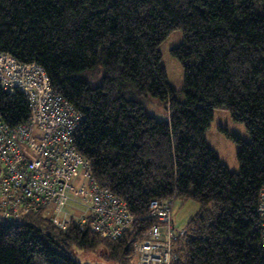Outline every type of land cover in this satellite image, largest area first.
Wrapping results in <instances>:
<instances>
[{
    "label": "trees",
    "instance_id": "16d2710c",
    "mask_svg": "<svg viewBox=\"0 0 264 264\" xmlns=\"http://www.w3.org/2000/svg\"><path fill=\"white\" fill-rule=\"evenodd\" d=\"M174 30L183 102L158 51ZM0 53L40 66L82 116L74 148L133 218L109 240L74 223L62 230L44 213L0 216V264H78L73 247L96 252L91 264H135L133 245L155 223L149 202L178 197L199 210L172 243V264H264V0H0ZM149 99L165 121L146 112ZM216 109L250 136L234 137L237 173L205 143ZM28 120L26 97L0 87V121Z\"/></svg>",
    "mask_w": 264,
    "mask_h": 264
},
{
    "label": "built area",
    "instance_id": "2783aa9c",
    "mask_svg": "<svg viewBox=\"0 0 264 264\" xmlns=\"http://www.w3.org/2000/svg\"><path fill=\"white\" fill-rule=\"evenodd\" d=\"M0 87L24 95L29 120L10 128L0 121V216L17 220L44 213L62 230L77 224L99 237L116 240L133 218L126 205L92 178L90 166L75 150L73 135L82 116L54 93L43 69L0 53ZM172 201L152 200L148 215L155 223L133 245L135 264H172ZM257 214L264 248V186Z\"/></svg>",
    "mask_w": 264,
    "mask_h": 264
},
{
    "label": "rangeland",
    "instance_id": "374dc122",
    "mask_svg": "<svg viewBox=\"0 0 264 264\" xmlns=\"http://www.w3.org/2000/svg\"><path fill=\"white\" fill-rule=\"evenodd\" d=\"M181 41V31L174 30L158 46L160 65L165 71L166 81L177 92L176 99L179 102H183L184 99L180 93L183 86V72L179 62L170 56L169 51L176 48ZM144 108L156 120H166L167 115L161 102L149 99L144 103ZM234 137L244 143L250 141V136L241 123L234 122L225 110H214L212 119L204 134L205 143L215 153L220 164L226 166L230 172L237 173L239 168L236 153L240 149V145ZM198 210L199 205L194 201L179 197L173 199L170 212L174 233H180L188 222L194 218ZM71 252L78 264H91L97 259L96 252L87 254L75 247L72 248Z\"/></svg>",
    "mask_w": 264,
    "mask_h": 264
},
{
    "label": "bare ground",
    "instance_id": "6f19581e",
    "mask_svg": "<svg viewBox=\"0 0 264 264\" xmlns=\"http://www.w3.org/2000/svg\"><path fill=\"white\" fill-rule=\"evenodd\" d=\"M175 247V246H174Z\"/></svg>",
    "mask_w": 264,
    "mask_h": 264
}]
</instances>
